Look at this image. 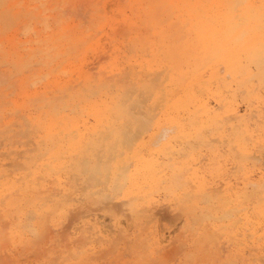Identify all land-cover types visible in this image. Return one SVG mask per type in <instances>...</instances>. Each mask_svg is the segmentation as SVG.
I'll return each mask as SVG.
<instances>
[{
	"label": "bare ground",
	"instance_id": "obj_1",
	"mask_svg": "<svg viewBox=\"0 0 264 264\" xmlns=\"http://www.w3.org/2000/svg\"><path fill=\"white\" fill-rule=\"evenodd\" d=\"M5 3L21 7L6 14ZM245 4L259 5L260 0H0V136L28 131L35 144L33 154L20 155L18 163L16 155L11 163L22 171L0 170V177L7 175L0 180V225H7L5 232L0 229V242H25L35 228L41 236L38 227L60 216L66 198L83 187L87 197L126 201L122 211L148 221L155 215L159 220L161 210L156 209L161 196L167 198L168 207L184 221L179 243L197 245L185 253L191 264H215L206 248L222 235L239 240L243 256L248 251L253 263L264 264L259 10L186 7ZM102 58L111 60V69L103 71ZM32 63L38 67L30 69ZM94 68L104 75L95 78ZM42 78L39 90L36 83ZM19 111L23 120L15 117ZM137 113H145L144 121ZM129 125L139 131L131 133L135 136L128 134ZM229 166L242 170L240 176L226 180ZM215 177L224 181L223 188L214 186ZM45 179L56 194H41ZM31 213L38 222L28 221ZM92 215L73 228L71 236L81 240L82 249L108 236L105 220L95 215L92 221ZM111 219L113 229L123 232L121 219ZM162 227L147 231L152 249L138 255V262L174 243V235ZM234 256L226 255L224 264H238Z\"/></svg>",
	"mask_w": 264,
	"mask_h": 264
},
{
	"label": "rangeland",
	"instance_id": "obj_2",
	"mask_svg": "<svg viewBox=\"0 0 264 264\" xmlns=\"http://www.w3.org/2000/svg\"><path fill=\"white\" fill-rule=\"evenodd\" d=\"M103 42H105V41H103ZM93 53L91 52V53H89V56L90 55H92ZM93 57H94V55L93 56H91V57H89V59L87 60V63H89L91 60H93ZM91 58V59H90ZM103 60V61H102ZM102 60H101V62L100 63H102V65L104 66V70L103 71H106V70H109V69H111L112 68V63H111V60L110 59H108L107 58V60H106V58H102ZM106 65V66H105ZM126 65V64H125ZM127 66V65H126ZM29 67H30V69L31 68H37L38 67V65H35V63L33 64H29ZM97 69L98 68H94L93 70H91L92 71V73H93V71H94V73H96L94 76H95V78H97V77H101V76H103L104 75V72L103 71H100L99 69H98V71H97ZM25 73L27 74V73H29V71H25ZM93 73V74H94ZM101 74H103V75H100ZM109 77H105V80H107V81H111V79L109 78ZM42 80H44L43 78L41 79V80H39L37 83H36V85L38 86L39 85V90H43V81ZM40 83V84H39ZM33 88V85H31L30 86V89H32ZM17 113H18V115H17ZM17 113H15L16 115H15V117H16V119H22L23 120V118H21V116H19L20 114H21V112L19 111V112H17ZM143 113V112H142ZM142 113H137V115L140 117H138L139 119H141L140 121H144V119H145V113H144V115L142 114ZM140 114H142V115H140ZM17 117H19V118H17ZM90 121H92L91 119H90ZM17 126V125H16ZM127 127L128 126H126V130H127ZM131 127V128H130ZM135 127H133V126H130L129 125V129L131 130H127V132H128V134H131V133H133V134H135L136 135V133H138L139 131L138 130H136V129H134ZM151 128V127H150ZM19 129V128H18ZM30 130V129H29ZM134 130V131H133ZM152 131V128L151 129H149V131H148V133L147 134H149L150 132ZM127 132H126V135H127V137H129L128 136V134H127ZM12 133V134H11ZM15 133V132H14ZM13 132H8V133H5L4 135H9V137L8 138H1V136H0V145L1 144H4V145H1L0 146V163H3V161H4V163L5 164H1L0 165V170H7V172L8 173H12V174H15V173H17V172H20V171H22L23 169L22 168H20L21 166H19L18 167V165L16 164V163H14L13 165L11 164V163H13V161H14V158H17L18 156H19V158L17 159L18 161H17V163L19 162V161H21L23 158H21V156L20 155H22V156H24V155H27V154H33L34 153V146H35V144H34V142L32 141V140H30V137H31V134H28V131L24 134V133H22V131H19V132H16L15 134H14ZM12 136H11V135ZM133 134H131V135H133ZM18 135V136H17ZM22 135H24V136H22ZM135 135H133V136H135ZM19 136H21V137H19ZM133 136H130V138L131 137H133ZM24 137V138H23ZM29 137V138H28ZM26 138V140H24ZM8 139H10V140H8ZM16 139H18V140H20V141H17ZM4 140V141H3ZM7 140V141H6ZM13 140H15V142L13 141ZM23 140H24V142H23ZM32 141V143H30ZM7 142H9V143H7ZM13 142V143H12ZM24 143V144H21V143ZM27 142V143H26ZM6 143V144H5ZM17 143V144H16ZM11 144V145H10ZM14 144V145H13ZM28 145V146H27ZM33 145V146H32ZM6 146H8V147H6ZM31 147V148H30ZM33 147V148H32ZM25 148V149H24ZM28 148V149H27ZM10 149V150H9ZM13 149V150H12ZM18 149V150H17ZM27 150L26 152H24V150ZM32 149V150H31ZM15 150H17V152L15 151ZM20 150V151H19ZM8 151H9V153H8ZM15 151V152H14ZM18 151H19V153H18ZM13 152V153H12ZM22 152V153H21ZM7 153V154H6ZM10 154V155H9ZM14 154V155H13ZM19 154V155H18ZM7 155V156H6ZM16 155H17V157H16ZM123 155V154H122ZM5 156V157H4ZM9 161H11V162H9ZM16 164V165H15ZM4 165V166H3ZM6 165V166H5ZM8 165V166H7ZM15 165V166H14ZM13 167V168H12ZM229 169H227V171H226V169H225V176L224 177H226V180L228 179L227 178V176L228 175H230V178H232V177H235L236 175H239L240 176V174H241V172H242V170H236V168H234V167H231L230 168V166L228 167ZM14 169V170H13ZM20 169V170H19ZM10 170V171H9ZM238 171V172H237ZM229 172V173H228ZM4 177H7V175H4V176H1L0 177V180L2 179V178H4ZM218 181H217V180ZM48 180V181H47ZM50 179H45L43 182L45 183V188H43V187H41L39 190H40V192H41V194H44V195H54V194H56L55 192H57L56 191V189L55 188H53V187H55L52 183H50L51 182V180L49 181ZM214 180L216 181V183L214 184V186H219L220 185V187H224V181H220L219 179H218V177H215L214 178ZM224 180H225V178H224ZM233 180V179H232ZM242 179H240L239 181H241ZM40 181H42V179L41 180H39V183H40ZM238 181V182H239ZM49 182V183H48ZM223 184H222V183ZM231 182H233V184H234V182H235V180L234 181H231ZM238 182H236V185H237V183ZM46 183H47V185H46ZM49 185V186H48ZM238 185H240L239 183H238ZM51 186V187H50ZM83 187H79L78 188V191H76V194L75 195H71V196H68L67 198H68V200H67V198H66V206H65V208H64V210H63V212H62V214L60 215V216H58V217H56L55 219H53L52 218V216H50L49 217V220H48V222L47 223H44V225H43V227L42 226H39L38 228L40 229V231H42L41 232V236H39L38 237V235L36 234V230H37V228H35V229H31L30 231H33V233L32 232H30V234L29 233H27L28 235H27V237L25 238V242H20L19 243V241H16V242H14V243H10V242H3V241H1L0 243V256L2 255H5V256H3L4 257V259H2V256L0 257V264H3V262H2V260L5 262L4 264H6L7 263V260H9V257H10V260L11 259H13V260H9V263H7V264H82V263H84V264H160L161 262V264H185V263H183V262H187L186 264H191V262L190 261H188L187 260V254L188 253H190V252H194L196 249H197V245H195V243L194 244H192V242L190 241L189 242V244H185V246H182L180 243H179V241L181 240V239H184V237L181 235V234H183V233H181L182 232V229H183V225H184V221H183V218H182V216L180 215V218H179V213H178V210L176 211V210H171V208L170 207H168V203H167V201H168V199L167 198H165L164 196H161V198H160V200L162 199V198H164V199H162V203H161V205L156 209V210H161L160 211V213H158V215H159V220H158V216L157 215H155L157 218H154L152 221L151 220H147L148 218H144L143 216L141 217V216H139V215H135V216H133V214L131 215V214H129L127 211H122V209L121 208H123V207H125L122 203H126V201H113L115 204H116V202H117V204L115 205L112 201H110L109 200V198H105L104 197V195H101V196H99V198H96V197H94V196H91V197H87V196H85L86 194V192H88V190L86 189V188H83V191H80L81 189H82ZM53 189H54V191H53ZM47 190V191H46ZM48 190H50V191H48ZM85 190V191H84ZM82 192H84V193H82ZM53 193V194H52ZM108 194H110L111 195V193H108ZM85 196V197H84ZM78 197V198H77ZM93 197V198H92ZM102 197V198H101ZM82 198H84V199H82ZM77 199H79V200H77ZM100 199H103V201L102 200H100ZM167 200V201H166ZM110 202H112V204H114V205H111V203ZM80 203V204H79ZM120 203H121V207H120ZM73 204V205H72ZM85 204V205H84ZM87 204V205H86ZM77 205V206H76ZM68 207V208H67ZM73 208V209H72ZM165 208H167L166 210H164ZM68 209H69V211H68ZM89 209V210H88ZM74 210L76 211V212H74ZM164 211V212H163ZM165 211H166V214H165ZM82 212V213H81ZM175 212V213H174ZM75 213V214H74ZM126 213H128V214H126ZM162 213H164V215L162 214ZM178 213V214H177ZM28 214L29 213H27L26 215L28 216ZM70 214V215H69ZM86 214V215H85ZM93 214V215H92ZM171 214H172V216L174 215V216H176L175 217V219H174V216L172 217L171 216ZM32 215V216H31ZM31 215L29 216V217H27V219H28V221H30L31 223H36V222H38L39 221V218H37V217H33L34 215L31 213ZM93 216V217H91V219H92V221L94 220V218L95 217H97V219H98V221H99V219H100V221L101 220H105L104 222H103V224L106 226V227H108V228H104V229H106L107 231L105 232V234L106 235H108V236H106L105 237V240H103V239H101V238H96V240H95V238L94 239H92L91 241V243L90 242H88V244H89V247H88V244L86 243L85 245H84V247H83V249L81 248L82 247V243H80L81 242V240L80 239H78L77 238V240L79 241V242H77V240H76V238L74 237V236H71V235H75V234H73V231H74V229L73 228H75V227H78V226H80L81 224H82V221L81 220H86L87 218L89 219L90 218V216ZM95 215H97V216H95ZM163 215V216H162ZM169 215V216H168ZM71 216V217H70ZM95 216V217H94ZM107 216V217H106ZM131 216H133V217H131ZM178 216V217H177ZM33 217V218H32ZM70 217V218H69ZM80 217V218H79ZM111 217H116V218H120L121 219V221H122V224H121V226H122V230H123V232L122 231H115L114 229H113V227H112V222H113V220L111 219L110 220V218ZM161 217V218H160ZM74 218V219H73ZM83 218V219H82ZM102 218V219H101ZM131 218V219H130ZM137 218H138V220H137ZM69 219V220H68ZM161 219V220H160ZM175 221H174V220ZM180 219L183 221L182 223H181V221H180ZM130 220V221H129ZM172 220V221H171ZM132 221V222H131ZM148 221V222H147ZM69 222V223H68ZM130 222V223H129ZM149 222L151 223L150 225H149ZM153 222V223H152ZM66 223H68V224H66ZM109 223V224H108ZM162 225H161V224ZM180 225H178V224ZM5 223H4V221H3V224H1L0 225V229L2 230L1 232L3 233V232H5L6 230H7V225L4 227L3 225H4ZM45 224H47V225H45ZM78 224V225H77ZM144 224H145V226H144ZM157 224V225H156ZM171 224V225H170ZM155 225H156V227H155ZM45 226V227H44ZM104 226V227H105ZM109 226H110V229H109ZM124 226H126V227H124ZM163 226V227H162ZM176 226V228L174 229V227ZM35 227H37V226H35ZM50 228V229H48V228ZM59 227V228H58ZM138 227V228H137ZM150 227V228H149ZM160 227H162L160 230L162 231V229H163V231L165 232V233H168V232H171L170 233V235L172 234V235H174V236H172L173 238V240H175L174 241V243H170L169 245L170 246H173L172 247V250H171V248L170 249H168L170 246L169 245H166V246H168V247H166L165 249H166V251H167V249L168 250H170L169 251V253H168V251H167V253H166V251H164V250H162V251H157V253L155 252L154 254L156 255H154V254H151L150 256H152L151 257V259L149 258V257H147V258H145L144 260L145 261H137V257H138V255H144V254H146L145 253V250L149 247V246H151L150 247V249H152V239H149V238H151V237H149V236H151L150 234H151V231H152V229H154V230H159V228ZM168 227V228H167ZM172 227V228H171ZM42 228V229H41ZM46 228H47V230H46ZM66 228V229H65ZM127 228V229H126ZM148 228V229H147ZM5 229V230H4ZM109 229V230H108ZM65 232H64V231ZM151 230V231H150ZM170 230V231H169ZM173 230H175L176 232H174ZM180 230H181V232H180ZM50 231V232H49ZM147 231H148V233H150V234H148L147 233ZM173 231V232H172ZM0 232V233H1ZM47 232H49L47 235H46V233ZM142 232V233H141ZM144 232V233H143ZM179 232V233H178ZM116 233V235L114 236V234ZM141 233V234H140ZM147 233V234H146ZM178 233V234H177ZM42 234H43V236H42ZM112 234V235H111ZM118 234V235H117ZM123 234H125V235H123ZM181 235V237H179V236H177V235ZM35 236V238L36 239H33L34 237H32V236ZM110 235V236H109ZM123 235V236H122ZM183 235H185V233L183 234ZM47 236V237H46ZM67 236V237H66ZM112 236V237H111ZM178 237V240H177V237ZM118 237V238H117ZM240 238H242V235H240L239 236ZM43 238V239H42ZM108 238V239H107ZM148 238V239H147ZM42 239V240H41ZM44 239H45V242H44ZM71 239V240H70ZM101 239V240H100ZM112 239V240H111ZM137 239H139V240H137ZM145 239H146V241H145ZM28 242H27V241ZM33 240H34V242H33ZM63 240V241H62ZM111 240V241H110ZM115 240V241H114ZM135 240L137 241V242H135ZM230 239H228V238H226L224 235H222L221 237H219V239L218 240H216V243H214V245H208L207 246V251H209L210 250V252H211V255L212 256H214L213 257V259L215 260V264H221V263H225V261L224 260H226V258H228L231 254L232 255H235V256H237V259H236V257L234 256V257H231V258H233V259H235V260H237L238 261V264H256V262L254 261V263L250 260V258L248 257V256H250L248 253V251L247 252H245V254H246V256L244 255L243 256V254H241L239 251H238V249H239V247L240 248H242L243 247V245H238V244H236V243H240V241L238 242L237 240H230L231 241V244H230V241H229ZM68 241V242H67ZM97 242V243H95V242ZM172 241V240H171ZM177 241V242H176ZM31 242V243H30ZM38 242V243H37ZM70 242H72V243H70ZM76 242V243H75ZM108 242H109V244H108ZM133 242V243H132ZM134 242L136 243V244H134ZM148 242V243H147ZM151 242V243H150ZM225 242H227V244L225 243ZM2 243H5V245H3ZM115 243V244H114ZM150 243V244H149ZM229 243V244H228ZM233 243H235L234 245H233ZM19 244V245H18ZM68 244V245H67ZM70 244V245H69ZM110 244H111V246H110ZM177 245V246H179L180 245V247H174V245ZM9 245V246H8ZM24 245L26 246L25 248H24ZM29 245V246H28ZM64 245V246H63ZM73 245H75V247L73 246ZM118 245V246H117ZM124 245V246H123ZM189 245H190V247H189ZM194 245V246H193ZM22 246V247H21ZM52 246H53V248H52ZM76 246H78V247H76ZM92 246V247H91ZM135 246H138L137 248L135 247ZM6 247V248H5ZM7 247H9V248H7ZM44 247V248H43ZM56 247V248H55ZM64 247V248H63ZM87 249H86V248ZM91 247V248H90ZM97 247V248H96ZM102 247V248H101ZM108 247H110L109 249H107ZM140 247V248H139ZM191 247H193V249H191ZM227 249H226V248ZM237 247V248H236ZM38 248V249H37ZM47 248V249H46ZM55 248V249H54ZM68 248V249H67ZM93 248V249H92ZM98 248H100L99 250H98ZM181 248V249H180ZM184 248V249H183ZM210 248V249H209ZM236 248V249H235ZM54 249V250H53ZM86 251H85V250ZM173 249H176V250H174V251H176L177 253L175 254V252L173 251ZM39 250V251H38ZM44 250V251H43ZM149 250V249H148ZM4 253H3V252ZM33 251H35V253L33 252ZM38 251V252H37ZM42 251V252H41ZM56 251V252H55ZM85 251V252H84ZM92 251V252H91ZM141 251V252H140ZM163 251L165 252V255H164V253H163ZM218 251V252H217ZM15 252V253H14ZM25 253V255H23L24 253ZM41 252V254L39 255V253ZM43 252H45V253H43ZM65 252V253H64ZM78 252V253H77ZM83 252V253H82ZM138 252H140V253H138ZM147 252V251H146ZM188 252V253H187ZM13 253V254H12ZM55 253H56V257L54 256L55 255ZM63 253V254H62ZM81 253V254H80ZM109 253V254H108ZM171 253V254H170ZM173 253V254H172ZM185 253H186V255H185ZM7 254V255H6ZM70 254V255H69ZM74 254H76V255H74ZM79 254V255H78ZM84 254H85V256H87V257H85L84 256ZM88 254V255H87ZM27 255V256H26ZM31 255H33V256H31ZM53 255V256H52ZM78 255V256H77ZM84 256V257H80V256ZM94 255H97V256H94ZM163 255H164V257H163ZM166 255L168 256V257H166ZM171 255V256H170ZM174 255V256H173ZM218 255V256H217ZM226 255H227V257H226ZM24 256V257H23ZM26 256V257H25ZM36 256V257H35ZM44 256V257H43ZM46 256V257H45ZM52 256V257H51ZM58 256V257H57ZM106 256V257H105ZM159 256V257H158ZM18 257V258H17ZM22 257V258H21ZM38 257V258H37ZM68 257V258H67ZM153 257H155V259H154V261H153ZM158 257V258H157ZM167 258L168 259V261H167V259H163V258ZM219 257V258H218ZM226 257V258H225ZM251 257V256H250ZM21 258V259H20ZM36 258V259H35ZM56 258V259H55ZM81 258H85L84 260H86V261H84V260H82L81 262H80V259ZM162 258V259H161ZM248 258H249V260H248ZM29 259V260H28ZM49 259V260H48ZM55 259V260H54ZM156 259H158V263L156 262ZM211 259H212V257L211 258H209L208 259V262H212L213 261V259H212V261H211ZM22 262H21V261ZM45 260V261H44ZM160 260V261H159ZM166 260V261H165ZM170 260V261H169ZM182 260H185V261H182ZM187 260V261H186ZM245 260V261H244ZM2 262V263H1ZM30 262V263H29ZM80 262V263H79ZM86 262V263H85ZM88 262V263H87ZM142 262H144V263H142ZM146 262V263H145ZM152 262V263H151ZM181 262V263H180ZM252 262V263H251Z\"/></svg>",
	"mask_w": 264,
	"mask_h": 264
},
{
	"label": "snow or ice",
	"instance_id": "obj_3",
	"mask_svg": "<svg viewBox=\"0 0 264 264\" xmlns=\"http://www.w3.org/2000/svg\"><path fill=\"white\" fill-rule=\"evenodd\" d=\"M21 6L19 5H14V4H8L5 3L3 5V9L5 11L6 14H10L14 9L19 8ZM186 7H190V8H194V9H201V8H246V9H258L259 10V17H260V24H261V44L262 47H264V0H260V4L259 5H249V4H245V5H189ZM232 20H235V18H230ZM236 23H240L239 20H235Z\"/></svg>",
	"mask_w": 264,
	"mask_h": 264
}]
</instances>
